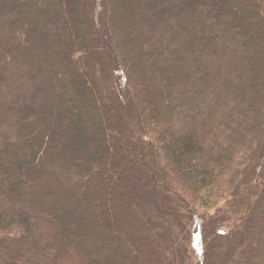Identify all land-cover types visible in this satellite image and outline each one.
I'll list each match as a JSON object with an SVG mask.
<instances>
[{"label":"trees","instance_id":"1","mask_svg":"<svg viewBox=\"0 0 264 264\" xmlns=\"http://www.w3.org/2000/svg\"><path fill=\"white\" fill-rule=\"evenodd\" d=\"M0 264H264V0H0Z\"/></svg>","mask_w":264,"mask_h":264},{"label":"rangeland","instance_id":"2","mask_svg":"<svg viewBox=\"0 0 264 264\" xmlns=\"http://www.w3.org/2000/svg\"><path fill=\"white\" fill-rule=\"evenodd\" d=\"M120 156H121V154H120ZM123 172H126V171H122L121 173H123ZM135 178H133V180L131 179V184H137V182L134 180ZM145 184H147V183H145ZM126 189L127 187L126 186H124L123 187V182L122 181H120V183L119 184H117L116 185V187H115V193H116V191H117V195H118V193H119V191H121V192H123L122 191V189ZM150 189H152L151 188V186L150 185H148V186H143V188H142V191H144L145 193H151L150 192ZM112 194H111V196L114 194V191L113 192H111ZM143 195V194H142ZM122 196H123V194H122ZM124 198H125V203H126V205L125 206H128V207H131V208H133V210L135 211V206H134V204H133V202H136V200H139V195H137L136 193L133 195V193H132V189L131 188H129V190L127 191V196H124ZM110 199L112 200V197H110ZM219 204H222L221 202H219L218 203V205ZM156 209H159L160 208V206H159V204L158 203H156ZM144 212V211H143ZM145 214H147L146 212H144ZM127 214L128 215H132L131 213H130V211L127 209ZM150 214L151 215H153V210H150V213H149V216H150ZM162 215V217H165L164 216V214H161ZM155 217H157L156 215H155ZM150 218V217H149ZM151 220H152V218H150ZM149 219V220H150ZM143 226L145 227V232L147 233L148 231H150V228H149V225L148 224H143ZM222 229H224L225 230V232H229L230 231V225L228 224V223H226L223 227H221ZM159 232V231H158ZM156 244V245H155ZM222 244V243H221ZM221 244H218V243H216L215 244V247L213 248L216 252H218L219 251V255H221V250H222V245ZM154 249H159L160 247H161V243L159 242H154V241H152L151 242V244H150ZM225 248V247H224ZM223 248V249H224ZM193 256V255H192ZM220 257V256H219Z\"/></svg>","mask_w":264,"mask_h":264},{"label":"water","instance_id":"3","mask_svg":"<svg viewBox=\"0 0 264 264\" xmlns=\"http://www.w3.org/2000/svg\"><path fill=\"white\" fill-rule=\"evenodd\" d=\"M219 232H220V233H224V230H220Z\"/></svg>","mask_w":264,"mask_h":264}]
</instances>
